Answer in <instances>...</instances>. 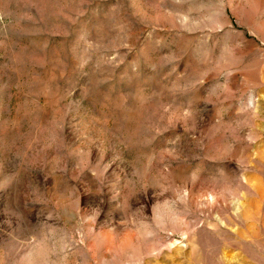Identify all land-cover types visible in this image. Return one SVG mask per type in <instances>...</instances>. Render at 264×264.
<instances>
[{
  "label": "rangeland",
  "instance_id": "374dc122",
  "mask_svg": "<svg viewBox=\"0 0 264 264\" xmlns=\"http://www.w3.org/2000/svg\"><path fill=\"white\" fill-rule=\"evenodd\" d=\"M0 264H264V0H0Z\"/></svg>",
  "mask_w": 264,
  "mask_h": 264
}]
</instances>
